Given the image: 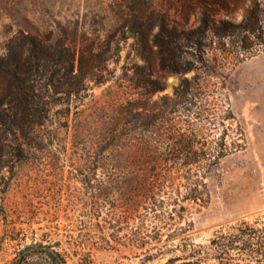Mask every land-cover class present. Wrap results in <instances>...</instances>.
<instances>
[{
	"label": "rangeland",
	"instance_id": "obj_1",
	"mask_svg": "<svg viewBox=\"0 0 264 264\" xmlns=\"http://www.w3.org/2000/svg\"><path fill=\"white\" fill-rule=\"evenodd\" d=\"M125 1L129 0H0V63L10 47L22 44L23 35L63 40L77 55L81 51L86 55L89 51L98 52L107 43L114 51L120 42L119 53L107 66L100 64L101 69L106 66L103 72L106 80L102 84L88 78L85 96L73 97L71 104L67 97L52 106L48 121L37 130L36 144L28 158L12 163L9 123L0 121V264L13 256L11 247L1 245V236L10 220L17 227L32 225L38 237L43 232L38 227L51 226L52 236L61 240L69 264H82L85 260L91 264H163L172 257L183 258V248L179 245L184 236L195 243H207L223 227L242 220L264 221V52L224 68L220 77L205 76L198 70L205 79L204 93L209 105L198 102L203 94L195 86L187 97L195 104L186 105V109L175 108L176 112L169 114L172 109L163 106L161 99L176 100L175 88L184 77L191 78L195 72L183 75L162 70L154 49L151 71L165 86L164 90L150 95L151 101L157 102L154 113H163L165 117L152 133L157 153L175 151L174 144L180 134L183 139L192 138L191 153L201 151L203 140L214 146L225 130L230 142L238 125L245 132L246 146L221 159L207 175L210 201L205 207L194 202L183 203L185 209L178 210L161 230L160 242L140 248L127 239L134 221L124 212L123 197H133L141 181L140 174L135 172L119 184L109 183L106 171L98 162L106 137V103L110 96L138 97L129 79L133 66L143 64V60L134 37L122 40L120 6ZM205 1L212 9H220L219 0ZM231 1L226 0L230 8H221L217 17L240 21L250 0L235 4ZM139 2L184 24L186 29L199 24L203 5V0ZM140 6L145 8L142 3ZM207 43L213 47L206 56L211 66L218 53L214 50L217 41L210 38ZM183 50L185 59L193 61L195 52L182 47L181 56ZM230 110L236 120L222 121L225 115L230 116ZM167 118L171 120L165 121ZM127 137L136 140L121 143L124 165L133 164L134 156L149 152L143 143L145 134L131 132ZM184 181L178 177L176 185ZM187 224L190 230L183 234Z\"/></svg>",
	"mask_w": 264,
	"mask_h": 264
},
{
	"label": "trees",
	"instance_id": "obj_2",
	"mask_svg": "<svg viewBox=\"0 0 264 264\" xmlns=\"http://www.w3.org/2000/svg\"><path fill=\"white\" fill-rule=\"evenodd\" d=\"M231 2L235 4L240 0ZM141 3L145 8L140 6ZM120 7L123 9L119 29L122 40L135 38L143 64L133 66L129 79L138 97L121 99L111 95L106 103V137L98 162L106 171L109 183L119 184L135 172L140 174L141 181L135 194L133 197H123V207L126 216L134 221L127 239L133 246L141 248L160 242L161 230L178 210L185 209L183 203L194 202L205 207L210 201L205 181L207 175L219 165L221 159L246 146L245 132L238 125L230 142L227 140L228 130H225L214 146L203 140L200 141L201 151L191 153L192 138L183 139V134H180V139L174 144L175 151L157 153L152 133L156 124L165 117L161 115L163 113H154L157 102H152L150 95L164 90L165 86L162 79L155 77L151 71V53L156 49L162 70L183 75L195 72L191 78L184 77L175 88L176 100L161 99L163 106L172 109L169 114L175 113V108L183 106L186 109V105L195 104L187 98L195 86L203 94L198 102L209 105L206 91L204 93L205 79L198 70L201 69L205 76L220 77L224 68L234 67L264 52V0H250L240 21L217 17L221 8H230L226 0H219L220 9H212L203 0L199 24L191 29H186L184 24L171 20L139 0L125 1ZM22 37V44L10 47L9 54L0 63V121L9 123L13 164L28 158L36 144L37 130L48 121L52 106L62 103L67 97L71 104L73 97L85 96L88 91L85 81L88 78L102 84L106 80L103 72L107 64L120 51V42L114 51L107 43L98 52L87 51L86 55L81 51L77 55V51L63 40L53 41L39 35ZM210 38L216 39L214 50L218 52L211 66L206 59L213 48L207 43ZM182 47L195 52L193 61L185 59L184 50L181 56ZM100 64L106 66L101 69ZM196 64H200V67ZM101 73L103 75L99 77ZM50 97L57 99L49 101ZM229 118L236 120L231 110L230 116L225 115L222 121ZM139 131L145 134L143 143L149 152L134 156L133 164L124 165L126 159L119 149L124 144L121 143L123 140H136V137L127 136ZM177 175L185 179L183 184L179 182L176 185ZM50 228L38 227L43 231L38 237L32 225L28 224V228L17 227L10 220L1 236V245L11 247L13 256L4 264H69L61 240L52 236ZM189 230L190 224H187L183 227V234ZM179 246L183 248V258L172 257L163 264H264V221L242 220L223 227L207 243H195L189 236H184ZM82 264H91V261L85 260Z\"/></svg>",
	"mask_w": 264,
	"mask_h": 264
}]
</instances>
